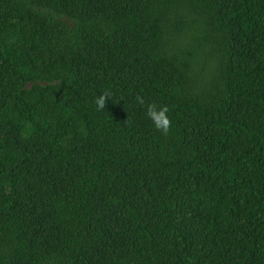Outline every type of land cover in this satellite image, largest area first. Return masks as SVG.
Returning <instances> with one entry per match:
<instances>
[{
  "label": "trees",
  "instance_id": "1",
  "mask_svg": "<svg viewBox=\"0 0 264 264\" xmlns=\"http://www.w3.org/2000/svg\"><path fill=\"white\" fill-rule=\"evenodd\" d=\"M0 264H264V0H0Z\"/></svg>",
  "mask_w": 264,
  "mask_h": 264
},
{
  "label": "clouds",
  "instance_id": "2",
  "mask_svg": "<svg viewBox=\"0 0 264 264\" xmlns=\"http://www.w3.org/2000/svg\"><path fill=\"white\" fill-rule=\"evenodd\" d=\"M136 102L144 106L145 100L142 96H136ZM111 100L113 102V93L110 90H104L95 98V105L98 111L104 110L106 103ZM169 108L167 106H158L156 103H148L146 106V115L152 122L154 128L164 135L169 133L172 122L168 116Z\"/></svg>",
  "mask_w": 264,
  "mask_h": 264
}]
</instances>
